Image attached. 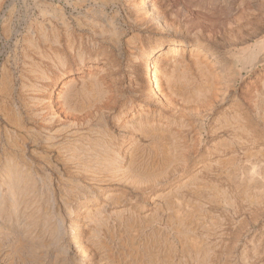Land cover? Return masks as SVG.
Instances as JSON below:
<instances>
[{
	"label": "rangeland",
	"instance_id": "obj_1",
	"mask_svg": "<svg viewBox=\"0 0 264 264\" xmlns=\"http://www.w3.org/2000/svg\"><path fill=\"white\" fill-rule=\"evenodd\" d=\"M0 192V264H264V0H0Z\"/></svg>",
	"mask_w": 264,
	"mask_h": 264
},
{
	"label": "bare ground",
	"instance_id": "obj_2",
	"mask_svg": "<svg viewBox=\"0 0 264 264\" xmlns=\"http://www.w3.org/2000/svg\"><path fill=\"white\" fill-rule=\"evenodd\" d=\"M189 4V3H188ZM227 12L226 9H224V11H219V16L222 17L223 21L225 22L227 19L224 17L226 16ZM28 17V16H27ZM229 19V17H227ZM241 18V17H240ZM242 23V22H241ZM225 24V23H224ZM224 26V25H223ZM242 28V27H240ZM33 29V28H32ZM30 29L29 32L30 34L33 36L34 35V31ZM174 43H171L170 45H168L167 49H165V51L163 53H168L170 52L172 49H174L173 46ZM33 48V47H32ZM260 53V52H259ZM157 58V56H156ZM156 58L155 61L152 65V70L150 71L149 74H147L146 76V81L144 83V86L146 88H149L152 86V82L155 81L158 77V70L155 68V63H156ZM35 88V87H34ZM152 89V88H151ZM51 93L49 94V97H51ZM35 124V123H34ZM45 140V139H44ZM91 150V149H90ZM98 151V150H97ZM114 151V150H112ZM16 155V154H15ZM116 155V154H115ZM88 160V159H87ZM115 162V161H114ZM121 163V162H120ZM109 165V164H108ZM35 166V165H34ZM126 168V167H125ZM18 169L15 165H10L8 167L5 168V174L7 176L8 179V197L9 199H11L12 201L16 202L15 198L16 196H18L19 193H26L28 191V179L23 176L21 173L18 172ZM2 170V169H1ZM144 171V170H143ZM103 173V172H102ZM89 174V173H88ZM48 177V176H47ZM101 179V178H100ZM119 183V182H118ZM5 184V183H4ZM163 193V192H162ZM31 194V193H30ZM20 195V194H19ZM5 197L2 196V192H0V209L2 208V205L4 203V199ZM22 201V200H21ZM7 202V201H6ZM66 206V205H65ZM87 206V205H86ZM96 209V208H95ZM121 210V209H120ZM94 213V212H93ZM98 214V213H97ZM116 214V213H115ZM61 216V214H60ZM84 216V215H83ZM99 219V218H98ZM76 221V220H75ZM125 228V227H124ZM77 240L79 241H83V233H82V224L81 222L79 224H77L74 228ZM99 231V230H98ZM104 231V230H103ZM41 238V237H40ZM83 243V242H82ZM80 244V243H79ZM83 247V246H82ZM56 249V248H55ZM77 252V251H76Z\"/></svg>",
	"mask_w": 264,
	"mask_h": 264
}]
</instances>
